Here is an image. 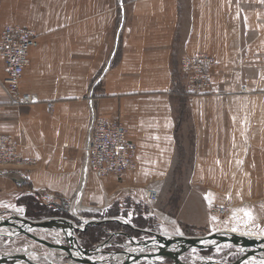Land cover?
<instances>
[{
    "label": "crops",
    "instance_id": "1",
    "mask_svg": "<svg viewBox=\"0 0 264 264\" xmlns=\"http://www.w3.org/2000/svg\"><path fill=\"white\" fill-rule=\"evenodd\" d=\"M5 26L40 36L21 84L35 103L10 107L0 89V133L11 134L21 155L40 165L0 169L1 218L22 214L16 199L25 192L46 191L58 205L70 202L79 224L110 209L153 205L147 192L163 194L174 171L183 108L193 173L176 219L159 218L173 219L179 229L184 224L215 233L233 218L246 220L245 207L264 200V0H0V34ZM198 53L213 55L220 65L211 94L187 97L181 58ZM94 116L118 118L138 146L137 170L121 181L99 180L87 169ZM214 206L228 207L230 214L222 220L211 213ZM129 235L135 242L148 239ZM121 236L109 251L128 242Z\"/></svg>",
    "mask_w": 264,
    "mask_h": 264
},
{
    "label": "built area",
    "instance_id": "2",
    "mask_svg": "<svg viewBox=\"0 0 264 264\" xmlns=\"http://www.w3.org/2000/svg\"><path fill=\"white\" fill-rule=\"evenodd\" d=\"M39 39L37 31L22 26H5L1 31L0 59L5 64V77L0 78V89L8 98L10 107L22 108L35 103L32 94L21 91V84L25 71L31 66V52L37 49ZM181 59V72L186 76L184 95L195 97L211 94L213 71L220 65L218 59L207 53L184 56ZM248 92L246 87L242 88V93ZM54 108L53 103L47 104V110L51 114H54ZM86 156L87 169L99 180L112 177L121 181L138 167V146L129 139L127 127L118 118L93 117ZM39 165L38 160L21 155L18 144L11 134L0 133V169L12 166L19 170H31L38 168ZM41 199L44 203L55 205L58 201L55 195L46 191L41 192ZM157 200L158 193L154 189L148 191L147 201ZM210 211L213 215L221 217L230 214L228 207L214 206ZM57 236L62 240L59 235ZM187 260L198 262L195 255Z\"/></svg>",
    "mask_w": 264,
    "mask_h": 264
},
{
    "label": "water",
    "instance_id": "3",
    "mask_svg": "<svg viewBox=\"0 0 264 264\" xmlns=\"http://www.w3.org/2000/svg\"><path fill=\"white\" fill-rule=\"evenodd\" d=\"M66 207L67 204H57V209L61 212L70 213ZM105 222H121L135 229L125 218L90 219L78 225L75 220L65 217L44 218L41 221H34L18 214H13L9 218L0 217V237L14 239L28 236L51 251L50 254H38L26 246L17 253L11 251L10 254H1L0 264H249L264 261V236L258 237L249 232L246 234L232 231L216 232L198 238L184 235L167 234L166 236L144 231L149 233L151 238L136 242L127 234L118 232L113 233L111 238L106 239L96 248L82 247L76 233H84L89 226H97ZM34 230L46 231L52 235L54 242L36 236L33 234ZM122 234L128 237V242L121 245L115 244V247L121 250L109 251L107 246H113V238ZM57 235L63 238L66 244L62 243ZM214 242L215 245H212ZM221 245H233L244 255L231 263L207 259H200L197 263H193L186 260L188 256L193 257L194 252Z\"/></svg>",
    "mask_w": 264,
    "mask_h": 264
},
{
    "label": "rangeland",
    "instance_id": "4",
    "mask_svg": "<svg viewBox=\"0 0 264 264\" xmlns=\"http://www.w3.org/2000/svg\"><path fill=\"white\" fill-rule=\"evenodd\" d=\"M182 118L184 120V123L182 126V130H183L182 132L183 133L181 134L183 138L182 139L180 138L177 157L175 160L174 171L172 172V175L170 177L169 182L167 183V186H166L164 193L160 194L158 197V200L156 202H152L153 205H151V206H144L142 204H135V206H133V207L124 206L118 212H116V210H114V209H110L109 211H107V213L104 214V216L96 215L97 216L96 220L125 218L131 225H133V227L135 229H133V228L125 225L124 223H121V222L120 223L113 222V223H115L119 226L126 227L129 231H132L133 233L138 234L139 237H141L143 234L148 235V239L151 238V235L149 233L144 232V231L156 232V233L164 234L166 236L168 234V235H180V236L184 235L187 237H198V238L201 236L212 235V234H215L216 232H230V231L238 233V234H246L249 231V233L257 235L258 237L264 236V200H262L261 203L258 204V206L250 207L251 205H248L249 207L248 206L245 207L246 209L250 210V214L247 216L248 218L246 220H243V219L235 220L233 218V220H232V222H230V224H226V223L222 224L221 225L222 228L220 230L215 231V233H209L208 234L206 232H203L200 229L197 230L195 228L186 226L184 224L180 225V229H179L177 227V225L174 223L175 221L173 219H176V214L179 210L180 202H181L180 200L183 196V193L189 189L188 183H189L190 177L193 173L192 167H193V162L195 159V156L193 153V147H192L193 140L190 138V130H189L190 124L188 122L187 112L184 110V108H183V112H182ZM10 167H12V166H10ZM28 194H31V193H29V192L28 193H26V192L22 193L16 199V205L21 209V213L23 214V215L22 214L21 215L23 217H27V218H29L27 215V207H26V205H22V204H25V202H24L25 198H26L25 196ZM35 199H36V202L40 206L41 205L42 206H48L49 208H53V209H54L53 206H55L57 209V205H55V204L44 203L41 199V194H36ZM66 208L69 210L70 213H65L62 211V213L65 215V218L74 220L73 218H75V216H77V215L72 213V211L68 208V206ZM160 213L164 214L166 217L168 216V217L173 218V219H171L172 222L167 221V220H169V218L166 220V218L164 217L165 221L163 220V218L160 219L159 218ZM12 214H19V213L14 211V213H12ZM92 216H94V215H92ZM226 217H228V216L223 217L222 220H224ZM44 218H46V217L41 216L40 218H32V219L29 218V219L34 220V221H41V219H44ZM90 219H95V218H88V219L83 218L81 220H83L82 222H85V221H88ZM78 221H80V220L79 219L75 220V222H77L78 225H81L82 223L79 224ZM105 223H107V222H105ZM102 225L103 224L97 225L98 228L93 227V226H89V228L87 229L86 232L79 233L80 238L83 240V243L87 249L96 248L98 245H100L101 243H103L106 240V239H104L105 235L103 234V232H105L107 229H104V230L99 229V227ZM117 225L111 226L110 227L111 229L109 231H111L112 229L113 230L118 229ZM94 226H96V225H94ZM39 231H41V230H39ZM43 232H45V231H43ZM118 232H112L111 234L113 235V233H118ZM120 232H124L125 234L127 233V231H124V230L120 231ZM33 234L36 235L38 233H33ZM128 234H130V233H127V235ZM140 234H142V235H140ZM48 235H49V237H47V236L44 237L41 235L40 236L36 235V236H38L40 238H44L49 242H54V239H52V235H50L49 233H48ZM25 237H26L25 240H19L15 243H13V242L8 243L7 240H11V239L1 237L4 240L0 241V255L1 254H10L11 251H14L17 253L22 248H25L26 246H28L27 244L32 245L33 248H36V250L39 249L38 251H45V253H43V254H50L51 253V251L45 245H43V244L41 245V244L35 242L34 240L29 238L28 236H25ZM135 237H136V235H135ZM91 238H92V240H91ZM63 240L64 239L62 238L61 242ZM215 242L212 243V245H215ZM90 243H92V244L98 243V244L96 246H89V245H91ZM221 246H225V245H221ZM217 247H220V246H215V248L209 249L210 253L207 255H204L205 259L209 260V258H211V257L215 258V257L225 256L223 261H221V260L220 261L222 263H231V261H236L244 255V253H242V252L240 254L236 253L233 249V247H234L233 245L225 246V247L229 248V250H227V251L218 250V249H216ZM114 249L115 250H121L119 248H116L115 246H114ZM31 250H32V248H31ZM199 252H201V251L194 252L193 255L197 254ZM190 258H192V257L188 256L186 258V260L190 259ZM53 259L55 260V257ZM249 264H264V261L263 262H257V263L252 262Z\"/></svg>",
    "mask_w": 264,
    "mask_h": 264
},
{
    "label": "trees",
    "instance_id": "5",
    "mask_svg": "<svg viewBox=\"0 0 264 264\" xmlns=\"http://www.w3.org/2000/svg\"><path fill=\"white\" fill-rule=\"evenodd\" d=\"M26 197V198H25ZM24 198H25V204H22V205H26L27 207V215L29 218H40L41 216H44L46 218H51V217H57V216H62V217H65V215L59 211L58 209H53V208H49L48 206H40L37 202H36V199H35V195L34 194H28L26 195ZM117 224L113 223V222H107V223H104L102 226L99 227V229H107L105 232H103V234L105 235V238L104 239H108V238H111L112 236V232H120V231H127V233H130L132 234L134 237L135 235L138 236V234H135L133 233L132 231H129L126 227H123V226H118V229H115V230H111L109 231L111 228V226H116ZM93 227H96L98 228L97 226H93ZM142 235V234H140ZM115 238V237H114ZM117 240H121L123 239V236H116ZM92 240V238H91ZM97 241V240H96ZM104 241V240H103ZM91 245L89 246H96L97 244L94 243H90ZM117 245H121L120 243H116ZM88 246V247H89ZM203 255H207L210 253V250H202L201 251Z\"/></svg>",
    "mask_w": 264,
    "mask_h": 264
}]
</instances>
